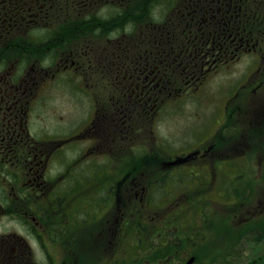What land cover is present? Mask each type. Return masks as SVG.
Returning a JSON list of instances; mask_svg holds the SVG:
<instances>
[{
  "label": "flooded vegetation",
  "instance_id": "flooded-vegetation-1",
  "mask_svg": "<svg viewBox=\"0 0 264 264\" xmlns=\"http://www.w3.org/2000/svg\"><path fill=\"white\" fill-rule=\"evenodd\" d=\"M136 3L0 0V264H66L63 247L84 245L88 229L93 231L96 264H101L100 251L107 257L105 264H170L181 251L204 250L203 244L187 237L195 224L187 226L180 215L159 224L155 216H142L143 211L131 221L134 208L152 206L155 199L136 200L138 192L129 186L134 180L128 181L124 173L117 186L115 167L98 165L92 156L101 137L127 123L132 108L153 119L161 109L159 98L171 89L180 93L193 88L195 106L199 99L209 102L203 112L220 123L212 142L237 129L235 121L256 124L252 131L260 134L264 0H141L139 17L125 23L128 11L136 12ZM117 20L130 32L129 25L144 21L146 28L150 22L149 46L134 53L130 47L116 46L113 35L118 32L114 34L112 23ZM104 30L109 33L100 51ZM95 75L99 85L113 89L104 106L108 113L100 107ZM92 77L88 93L96 102L86 121L67 126L61 117L58 124L64 130L46 129L39 108L51 102L49 93L73 82L79 88ZM84 140L91 145L85 146ZM194 143L188 153L175 157L178 160L161 158L174 185L187 188L182 204L192 201L193 174L206 169L229 175L232 166L227 156L213 151L214 144ZM195 158L202 162L191 163ZM140 167L136 172L144 174L147 165ZM157 172L162 176L164 168ZM91 189L96 190L89 195ZM70 205L77 206L71 215ZM69 230L77 237L69 238ZM122 243L128 255L118 256Z\"/></svg>",
  "mask_w": 264,
  "mask_h": 264
},
{
  "label": "rangeland",
  "instance_id": "rangeland-1",
  "mask_svg": "<svg viewBox=\"0 0 264 264\" xmlns=\"http://www.w3.org/2000/svg\"><path fill=\"white\" fill-rule=\"evenodd\" d=\"M134 9L137 13L129 10L125 23L129 18L139 17L137 14L141 11V0H137ZM120 14L117 15V19ZM158 17L160 14L157 13L155 19ZM125 23L118 20L112 23L114 34L118 32L113 35L116 46L130 47L133 53L149 46L151 42L150 22H147L146 28L144 21L139 22L137 26L129 25L133 26L132 32L128 30ZM261 27L264 29V22L261 23ZM85 29L92 31L88 26H85ZM101 33L105 34L100 35L98 44L100 51H102V43L109 30L101 31ZM166 46L172 49L169 42ZM94 77L99 85L97 75ZM220 78L221 75L216 76L213 82L218 83ZM92 80L93 77L82 83L79 82L81 83L79 88L73 82L63 91L49 93L51 102L39 108L44 119L42 124L46 129L64 130L65 128L62 129L58 124L61 117L67 126L80 124L83 119L86 121L85 116L92 111L93 102H96L88 93ZM206 83L209 82L206 81L204 84ZM89 91H92L91 88ZM97 93L100 107L103 112H106L104 106L111 101L109 96L113 95V89L110 90L101 82ZM192 95L193 88L180 93L171 89V92L164 93L163 100L160 98L158 100L161 109L153 119L140 113L138 107L132 108L129 112L132 114L127 123L122 124L123 127L120 126L110 136L100 138L98 152H95L92 158L97 161L98 165L107 166L109 170L110 167L112 169H114L113 166L115 167L116 174H118L117 186L124 173L127 175L126 179L129 178L128 181L134 180L129 186L138 192L136 200L140 201L141 197L146 198V196L155 199V204L152 206L139 205L138 208H134L130 214L131 221L133 219L135 221L137 215L145 211L142 216L146 218L155 216V222L159 224L171 222L177 215H180V220L187 222V226L195 224L187 232L189 233L187 237H193L197 243L203 244L204 250L181 251L175 258H172L170 264H186L185 262L191 258L192 254L196 256L193 264H264V125L260 134H257L252 131L251 127L256 124L248 121H235L233 126L237 129L229 130L223 137H216L212 142L211 136L220 130V123L203 112L209 102L205 99L201 102L199 99V107L195 106L191 101L193 100ZM201 140L206 142L208 147L214 144L213 151L216 150L223 153V156H227L232 166L228 171L229 175H225L220 170L211 172L206 169L193 174L196 186L193 185L191 189L192 201L182 204V197L187 188H183V185L179 187L174 185V178L165 172L166 166L161 163V158H175L188 153L197 145L194 142ZM83 143L85 146L91 145L90 140H84ZM220 143L222 144L219 145ZM240 144H243L241 148H239ZM207 160L209 161L208 157ZM201 162V158H195L191 163ZM143 164L147 165V171L144 174L140 173L142 171L136 172L137 166L141 168L140 165ZM155 165L158 167L155 168ZM159 167L164 168L166 177L164 174L161 176V172H157ZM99 169L100 173L104 172L103 168ZM128 169L129 171L126 172L125 170ZM140 175L141 178H139ZM158 177L163 178L159 181V179L156 180ZM95 190L91 189L89 195H92ZM77 200H79L78 197L73 201L78 202ZM172 201L179 202V204H173ZM76 208V205H70L69 214L71 215V211L75 212ZM143 221L146 220L143 219ZM86 234L87 241L84 245H78L75 242L73 247H63L67 250L66 264L97 263L98 255L94 247L92 229H88ZM71 235L77 237L76 233L69 230V238ZM83 238L85 239V236ZM188 243L185 242V244ZM121 245V249L117 252L118 256L128 255L127 244L122 243ZM168 254L165 252L166 256ZM100 258L101 264H105L107 257L104 251H100Z\"/></svg>",
  "mask_w": 264,
  "mask_h": 264
},
{
  "label": "water",
  "instance_id": "water-1",
  "mask_svg": "<svg viewBox=\"0 0 264 264\" xmlns=\"http://www.w3.org/2000/svg\"><path fill=\"white\" fill-rule=\"evenodd\" d=\"M194 260V257L187 263V264H189L190 262H192Z\"/></svg>",
  "mask_w": 264,
  "mask_h": 264
},
{
  "label": "bare ground",
  "instance_id": "bare-ground-1",
  "mask_svg": "<svg viewBox=\"0 0 264 264\" xmlns=\"http://www.w3.org/2000/svg\"><path fill=\"white\" fill-rule=\"evenodd\" d=\"M97 13V12H96Z\"/></svg>",
  "mask_w": 264,
  "mask_h": 264
}]
</instances>
